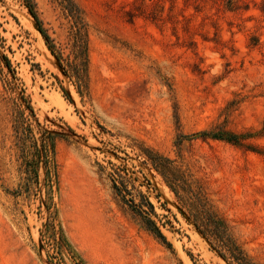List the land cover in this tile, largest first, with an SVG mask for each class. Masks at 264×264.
<instances>
[{"label":"rangeland","instance_id":"obj_1","mask_svg":"<svg viewBox=\"0 0 264 264\" xmlns=\"http://www.w3.org/2000/svg\"><path fill=\"white\" fill-rule=\"evenodd\" d=\"M33 2L63 59L84 34L87 90L79 96L22 1L0 0V264H49L43 207L12 194L37 125L62 136L53 202L84 264H226L136 157L139 145L196 180L264 264V0H72L79 25L57 0ZM21 96L34 112L31 133L19 124ZM217 126L258 137L247 147L202 138ZM122 169L148 190L173 250L114 197L109 174ZM43 179L41 168V200Z\"/></svg>","mask_w":264,"mask_h":264},{"label":"trees","instance_id":"obj_2","mask_svg":"<svg viewBox=\"0 0 264 264\" xmlns=\"http://www.w3.org/2000/svg\"><path fill=\"white\" fill-rule=\"evenodd\" d=\"M21 1L34 20L47 50L62 67L64 74L70 79L79 96L83 97L87 90V57L84 34L81 33L80 29L77 30L69 57L63 59L56 52L52 40L42 27L33 0ZM57 1L69 14L73 22L79 25L81 23L80 12L72 0ZM5 65L10 70L9 63L7 62ZM13 89L12 82H9L7 91L11 92ZM18 100L25 104L23 109H21L20 104L18 106V111L22 117L19 124H25L31 133L32 119L35 121L33 109L22 96ZM26 111L27 114H25ZM37 127L38 137H31L33 139L31 146L33 151L31 152L27 148L21 150L20 174L23 177L12 194L14 197L24 196L27 200L38 201L37 208L39 212L43 207L46 213V222L40 236L43 241H47L46 244L51 249V253L47 252L49 264H65V258L71 264H84L57 221V211L53 202V193L57 190L59 181L55 144L56 140L62 138V136L41 130L39 125ZM201 136L204 139L224 141L237 146H245L244 142L247 139L258 137L257 134L251 132L234 133L222 126L214 127L210 132H202ZM189 138L191 136H180L179 140ZM130 148L135 152L136 157L142 160L143 164L159 174L166 187L174 195L187 220L221 260L226 264H256L238 241L230 222L214 208L204 188L196 180H192L184 171H181L172 160L147 147L139 145ZM41 168L44 175V200H41L38 196ZM121 173L114 171V174H109L111 191L114 197L139 219L146 231L166 248L173 250L161 230L165 227V223H161L159 220V214H157L153 203L149 199L148 190H142V185L136 184V179L132 178L125 169H122ZM147 184L149 185L147 189H149L150 184L148 182Z\"/></svg>","mask_w":264,"mask_h":264}]
</instances>
